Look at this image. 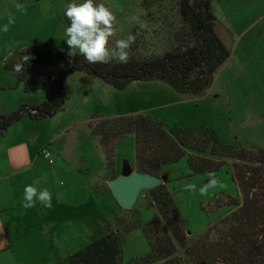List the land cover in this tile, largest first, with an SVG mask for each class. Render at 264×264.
<instances>
[{
    "label": "rangeland",
    "instance_id": "rangeland-1",
    "mask_svg": "<svg viewBox=\"0 0 264 264\" xmlns=\"http://www.w3.org/2000/svg\"><path fill=\"white\" fill-rule=\"evenodd\" d=\"M142 1L93 0L94 5L103 4L116 17L114 35L108 44L110 50L115 48L117 40L129 34L142 38L151 54L162 53L172 42L173 34L180 28L177 0H147V12L141 6ZM83 2L0 0V29L8 23L10 15L14 19L8 32L0 31V77L15 79L3 68L15 50L31 47L68 52L66 27L58 22V16L69 25L65 15L68 4ZM17 4L24 8L17 9ZM208 9L217 19L215 31L230 50V56L216 71L203 95L178 94L161 82H137L124 91H115L93 77L70 76L65 81L68 94L63 111L39 122L24 117L9 127L0 139V157L6 158L11 152L15 159L14 166L8 164L6 170H2L9 177L0 182L4 192L13 191V195H9L11 201L20 199V192L24 198V188L33 185L38 190L47 189L52 194V202L97 204L102 207L106 230L113 226L119 230V235L121 227L118 224L123 226L124 220L127 223L150 221L156 211L146 207L142 196L145 191L130 209L117 204L104 179L102 152L86 126L95 114L106 117L113 106L124 113L159 104L154 112L160 113V123L170 128H207L223 145L243 143L245 147L264 149V0H210ZM93 81L100 84L98 88L92 85ZM11 91L8 90L6 96L16 90ZM3 94L0 92V97ZM19 94L15 109L7 100L6 108L0 107V115L11 113L24 104H39L49 96L46 89ZM133 144V135L116 143L117 170L121 171L124 166L134 169ZM46 147L55 164L38 155ZM183 163L169 168L170 182L165 186L178 208L189 240H194L223 215L224 209L208 213L214 210V198L240 197L228 164L221 167L214 178L216 184L211 185L212 180H205L203 175L186 177ZM92 178H96L93 186L103 194L96 195L94 188L93 191L89 189ZM186 185H194L195 189L185 190ZM205 186H208L207 194L201 195L200 190ZM124 240V264L147 254L148 247L140 229L131 231ZM179 256L184 258L181 251ZM183 264L189 263L184 259Z\"/></svg>",
    "mask_w": 264,
    "mask_h": 264
},
{
    "label": "trees",
    "instance_id": "trees-1",
    "mask_svg": "<svg viewBox=\"0 0 264 264\" xmlns=\"http://www.w3.org/2000/svg\"><path fill=\"white\" fill-rule=\"evenodd\" d=\"M77 1L82 0H74ZM209 4L210 0H177L180 28L168 48L151 54L145 41L136 37L126 64L116 59L107 64H89L82 55L70 60L68 52L31 47L13 51L3 68L15 76L16 85H22L26 94L46 89L49 98L0 115V139L24 117L39 122L63 111L65 81L76 74L93 77L115 91H124L137 82H161L178 94L203 95L230 56V50L215 31L217 19L209 11ZM141 6L149 11L147 0ZM23 55L33 59L18 74L12 65ZM87 128L103 154L105 181L118 175L115 146L128 135L134 137V169L157 177L167 176L166 183L142 194L146 207L156 211L150 221L124 220L123 226L118 224L121 243L131 231L140 229L148 247L146 255L126 264H183L184 259L189 264H264V149L245 147L243 143L226 146L210 129L170 128L144 114L113 118L95 114ZM181 161L186 177L203 175L205 180H213L221 167L228 164L240 197L214 198V210L208 213L224 209L223 215L194 240H189L165 186L170 182L169 168ZM94 190L103 192L96 187Z\"/></svg>",
    "mask_w": 264,
    "mask_h": 264
},
{
    "label": "crops",
    "instance_id": "crops-1",
    "mask_svg": "<svg viewBox=\"0 0 264 264\" xmlns=\"http://www.w3.org/2000/svg\"><path fill=\"white\" fill-rule=\"evenodd\" d=\"M58 22L63 27L69 26L59 16ZM92 85L98 88L100 84L93 81ZM8 90L16 91L6 96ZM21 91L23 89L16 85L15 79L10 80L8 76L2 75L0 77V92L5 94L0 97V107L6 108L5 104L7 100H10V107L13 109L20 100L19 92ZM66 94H68V89ZM159 107L160 105L156 104L154 107H140L122 113L116 111L113 106L110 113L105 116L113 118L144 114L155 121L162 122L160 113L154 112ZM11 156V152H9L8 157H0V182L9 177L2 171L6 170V165L14 166V157ZM52 160V163L48 162L55 164L53 157ZM56 168L57 166H55ZM116 172L119 175L121 171L116 169ZM96 178L91 179L90 190L94 188ZM101 194L103 193H96V195ZM9 195H13V191L11 193L4 192L0 186V264L125 263L123 244L119 240V230L113 226L106 230L102 207H98L97 204L81 203L78 205L59 200L52 202V207L49 209L37 201L35 207L25 209L22 206L24 199L21 192L20 199L16 198L15 201H11ZM73 232L78 234H73Z\"/></svg>",
    "mask_w": 264,
    "mask_h": 264
},
{
    "label": "clouds",
    "instance_id": "clouds-1",
    "mask_svg": "<svg viewBox=\"0 0 264 264\" xmlns=\"http://www.w3.org/2000/svg\"><path fill=\"white\" fill-rule=\"evenodd\" d=\"M17 9L24 8L17 4ZM69 26H66L65 35L68 46V57L75 59L77 55H82L89 64H107L113 59L120 63H128L131 59L130 49L135 43L136 37L129 34L124 39L116 41L115 48L109 49V39L114 35L115 15L103 4L94 5L93 0H84L82 4L70 3L65 13ZM134 19V18H133ZM14 23V19L9 16L8 23L0 31L8 32L9 25ZM33 57L23 55L21 60L12 65V70L16 73L24 71V65ZM213 179L211 185H215ZM221 187L223 185H220ZM207 187L201 188V195L207 194ZM195 189L194 185H186L185 190ZM23 208L30 209L35 207L39 201L45 208L52 207V194L47 190H38L33 185H27L24 188Z\"/></svg>",
    "mask_w": 264,
    "mask_h": 264
},
{
    "label": "water",
    "instance_id": "water-1",
    "mask_svg": "<svg viewBox=\"0 0 264 264\" xmlns=\"http://www.w3.org/2000/svg\"><path fill=\"white\" fill-rule=\"evenodd\" d=\"M167 176L157 177L148 173H140L124 166L120 174L108 181V188L117 202L124 209L132 208L142 191L153 190L166 183Z\"/></svg>",
    "mask_w": 264,
    "mask_h": 264
},
{
    "label": "built area",
    "instance_id": "built-area-1",
    "mask_svg": "<svg viewBox=\"0 0 264 264\" xmlns=\"http://www.w3.org/2000/svg\"><path fill=\"white\" fill-rule=\"evenodd\" d=\"M41 155H42L44 158H46L50 163L53 162L52 157H51V153H50L49 150H46V149L42 150Z\"/></svg>",
    "mask_w": 264,
    "mask_h": 264
}]
</instances>
